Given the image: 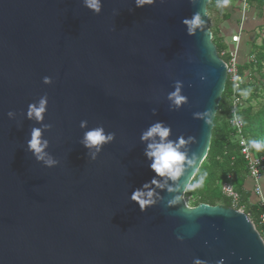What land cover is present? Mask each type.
Here are the masks:
<instances>
[{
	"label": "water",
	"instance_id": "1",
	"mask_svg": "<svg viewBox=\"0 0 264 264\" xmlns=\"http://www.w3.org/2000/svg\"><path fill=\"white\" fill-rule=\"evenodd\" d=\"M208 3L102 0L96 15L83 0H0V264H264L245 213L187 210L185 194L170 208L159 190L165 199L143 212L130 199L156 178L140 140L153 123L170 127L173 141L192 137L200 166L208 154L227 81ZM197 12L202 32L189 36L182 21ZM177 81L188 104L172 111ZM43 96L53 169L27 150L30 129L42 128L28 105ZM206 111L207 124L193 118ZM98 126L116 138L92 161L80 141Z\"/></svg>",
	"mask_w": 264,
	"mask_h": 264
},
{
	"label": "clouds",
	"instance_id": "2",
	"mask_svg": "<svg viewBox=\"0 0 264 264\" xmlns=\"http://www.w3.org/2000/svg\"><path fill=\"white\" fill-rule=\"evenodd\" d=\"M195 5L197 0H190ZM138 8L152 6L155 0H135ZM229 0H217V7H227ZM83 5L89 11L96 15L102 12V0H83ZM183 25L187 29L189 36H195L198 31L202 32L204 23L199 12L195 13L190 19H184ZM206 34V33H205ZM204 79L203 77L201 78ZM45 85H51L52 79L49 77L43 78ZM174 91L167 95V100L170 104V110L178 111L183 106L188 104L187 98L182 94L184 85L177 81L173 85ZM48 109V97H40L36 103L28 105L27 119L34 121L42 128L33 127L30 129V139L27 141V150L33 155L35 160L48 169L56 168L59 164L55 158L49 153L50 147L48 140L44 139V133L50 132L52 126L44 124V118ZM153 115L156 111L153 110ZM211 111L204 113H194L193 118L202 120L206 124L209 122ZM9 119H15L16 114L8 113ZM81 129H88V122H80ZM172 130L170 127L161 122H155L141 133V143L145 144L144 155L150 161V169L155 174L150 183H146L141 189L135 190L130 199L132 202L139 205L141 211H146L148 208L154 207L157 201L164 200L157 190L167 192L171 197L167 201L168 207H175L183 200L184 194L190 191H195L203 186L205 176L200 174L199 179H196L197 173L201 164V159L196 153L189 151L188 145L194 143L192 137L185 139L183 136L178 137L175 141L171 140ZM115 133H106L103 126H98L84 132L80 143L87 149V155L92 161H95L102 152L104 146L112 144L115 141ZM251 147L261 148L264 145L258 142H251ZM191 172V175H189ZM183 242L182 237H177ZM195 264H202L196 260Z\"/></svg>",
	"mask_w": 264,
	"mask_h": 264
},
{
	"label": "trees",
	"instance_id": "3",
	"mask_svg": "<svg viewBox=\"0 0 264 264\" xmlns=\"http://www.w3.org/2000/svg\"><path fill=\"white\" fill-rule=\"evenodd\" d=\"M236 1L238 2L239 0H229L228 5L230 2ZM206 8L207 13L213 9L218 11H222L223 9L217 7V0H209ZM229 19L230 15L228 13L225 14L224 20L227 21ZM211 32L212 42L216 47L217 55L223 61H227L228 55L223 52L225 49L217 38V32L213 31L212 27ZM262 50L258 45L255 46L253 55L254 62L241 67V70H249L250 75L255 73L260 74L263 70L262 66L264 63ZM260 76L259 78L254 77L252 81L248 77L242 83L238 93L244 99V106L241 110L240 117L243 120L245 136L249 140L250 145L254 141L264 145V133L262 132V126L264 124V74ZM254 86L257 87L255 88ZM231 97L232 90L227 82L215 115L208 154L196 176V179H199L200 174H204L203 186L185 194L188 201L194 202L192 208H196L201 204L232 208L231 200L223 195L221 189L227 177L231 176L235 189L241 196L240 206L244 208L246 214L251 215L253 223L257 226L259 210L256 206L249 204L248 198L250 195L244 190V184L247 179L246 164L240 155L239 146L231 141L232 132L227 123L231 107ZM257 105H259L258 108H256ZM253 150L259 155H264V147L258 149L253 148ZM220 203L221 205H218Z\"/></svg>",
	"mask_w": 264,
	"mask_h": 264
},
{
	"label": "built area",
	"instance_id": "4",
	"mask_svg": "<svg viewBox=\"0 0 264 264\" xmlns=\"http://www.w3.org/2000/svg\"><path fill=\"white\" fill-rule=\"evenodd\" d=\"M251 1L252 0H239L238 3L242 10L247 12ZM232 41L237 44L239 42V36L233 37ZM225 64L227 72L226 83H229L232 90L231 107L227 123L230 131L232 132L231 141L239 146L240 155L245 161L247 179H251L253 181V187L250 193L251 195L256 196L258 202L253 204L250 201L249 204L258 207L259 216L257 219V226L254 223L253 224L260 240L264 244V193L261 186V181L264 178V155H259L255 152L250 146L249 140L245 136L244 123L240 117L241 110L244 106V99L238 95L241 85L248 79L250 71L241 70L239 64L237 63L236 54L233 53H230L228 60L225 61ZM221 189L223 195L231 200L232 208L245 213L244 208L240 206L241 196L235 189L231 176L227 177V180L222 184ZM246 215L251 219L250 214Z\"/></svg>",
	"mask_w": 264,
	"mask_h": 264
},
{
	"label": "crops",
	"instance_id": "5",
	"mask_svg": "<svg viewBox=\"0 0 264 264\" xmlns=\"http://www.w3.org/2000/svg\"><path fill=\"white\" fill-rule=\"evenodd\" d=\"M227 12L230 14V19L225 21L224 15L227 14ZM207 15L212 30L217 32V38L225 49L223 52L228 56L230 53L236 54L237 63L240 68L254 62L253 55L254 47L258 44V29L264 24V0L251 1L247 12H244L236 1L230 2L222 11L213 9L211 12H208ZM244 31L248 32V34L245 35V42L248 44L249 48V60H247L248 58L240 49V45L243 42ZM235 36H239V42L237 44L232 41ZM239 59H241L240 63ZM261 186L264 193V178L261 181ZM252 187L253 181L251 179H246L244 190L250 195L248 198L249 202L251 201L253 204H256L258 199L250 193Z\"/></svg>",
	"mask_w": 264,
	"mask_h": 264
},
{
	"label": "rangeland",
	"instance_id": "6",
	"mask_svg": "<svg viewBox=\"0 0 264 264\" xmlns=\"http://www.w3.org/2000/svg\"><path fill=\"white\" fill-rule=\"evenodd\" d=\"M209 30H211V27H209ZM258 30L259 31H258V39H257L258 44L257 45H258V47H261L263 49L262 53L264 55V24L261 25ZM246 34H248V32L244 31L243 42L240 45V49L242 50V52H244L245 56L248 58L247 60H249V48H248V44L245 42L246 41V37H245ZM240 62H241V59H239V63ZM262 67H263V70L260 74H257L253 71V73H255V74L250 75V77H249L250 81H252L254 77L259 78L260 75L264 74V63H263ZM254 85H256V84H254ZM254 87L256 88L257 86H254ZM258 107H259V105L256 106V108H258ZM262 132L264 133V124L262 126ZM263 142H264V138H263ZM185 200H186V205L184 206L185 209L191 210L194 202L188 201L186 194H185ZM218 205H221V203Z\"/></svg>",
	"mask_w": 264,
	"mask_h": 264
}]
</instances>
